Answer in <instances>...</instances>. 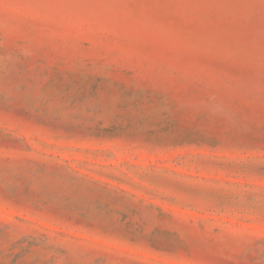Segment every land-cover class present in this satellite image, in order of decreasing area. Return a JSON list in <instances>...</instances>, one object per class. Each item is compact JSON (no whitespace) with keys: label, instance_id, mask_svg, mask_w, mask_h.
Wrapping results in <instances>:
<instances>
[{"label":"rangeland","instance_id":"1","mask_svg":"<svg viewBox=\"0 0 264 264\" xmlns=\"http://www.w3.org/2000/svg\"><path fill=\"white\" fill-rule=\"evenodd\" d=\"M0 264H264V0H0Z\"/></svg>","mask_w":264,"mask_h":264}]
</instances>
